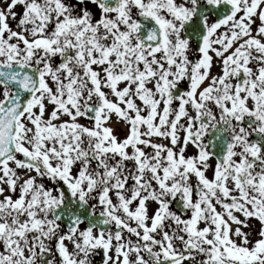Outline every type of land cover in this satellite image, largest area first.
<instances>
[{
  "label": "snow or ice",
  "instance_id": "6c2138e0",
  "mask_svg": "<svg viewBox=\"0 0 264 264\" xmlns=\"http://www.w3.org/2000/svg\"><path fill=\"white\" fill-rule=\"evenodd\" d=\"M0 264H264V0H0Z\"/></svg>",
  "mask_w": 264,
  "mask_h": 264
}]
</instances>
